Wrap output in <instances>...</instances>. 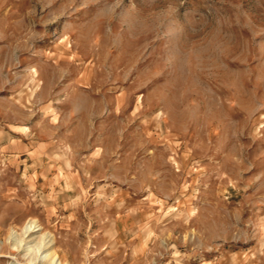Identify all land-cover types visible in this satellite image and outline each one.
<instances>
[{
    "label": "rangeland",
    "instance_id": "374dc122",
    "mask_svg": "<svg viewBox=\"0 0 264 264\" xmlns=\"http://www.w3.org/2000/svg\"><path fill=\"white\" fill-rule=\"evenodd\" d=\"M43 239L264 264V0H0V264Z\"/></svg>",
    "mask_w": 264,
    "mask_h": 264
},
{
    "label": "bare ground",
    "instance_id": "6f19581e",
    "mask_svg": "<svg viewBox=\"0 0 264 264\" xmlns=\"http://www.w3.org/2000/svg\"><path fill=\"white\" fill-rule=\"evenodd\" d=\"M36 227H37V224H35L33 222L32 223L28 222L27 224H25V226L23 228L24 229L23 233L29 235L32 232L37 231L39 229ZM41 242H42L41 245L38 244L39 246L35 247L36 250L31 245L27 249H29L30 251L35 250L36 251V258H39L43 261L45 260V261H47L48 264H63V261L60 259L59 256H57L58 254L55 251V249L52 248V244L50 245V240L46 241L45 239H43ZM16 245L18 246L17 243H16ZM41 249H44V250L41 251Z\"/></svg>",
    "mask_w": 264,
    "mask_h": 264
}]
</instances>
